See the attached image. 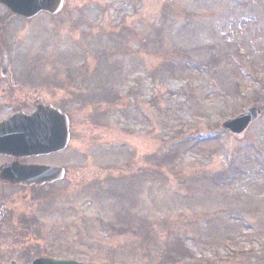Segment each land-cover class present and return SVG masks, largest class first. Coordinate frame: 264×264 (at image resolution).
Here are the masks:
<instances>
[{
    "label": "rangeland",
    "instance_id": "374dc122",
    "mask_svg": "<svg viewBox=\"0 0 264 264\" xmlns=\"http://www.w3.org/2000/svg\"><path fill=\"white\" fill-rule=\"evenodd\" d=\"M66 1L30 21L0 6V122L33 99L70 117L69 149L33 162L67 169L46 216L76 235H2L0 260L264 264V0ZM253 107L243 137L222 129Z\"/></svg>",
    "mask_w": 264,
    "mask_h": 264
},
{
    "label": "water",
    "instance_id": "95a60500",
    "mask_svg": "<svg viewBox=\"0 0 264 264\" xmlns=\"http://www.w3.org/2000/svg\"><path fill=\"white\" fill-rule=\"evenodd\" d=\"M65 0H0L15 18L32 20L42 13L58 16ZM6 71V68H5ZM258 108L246 110L227 120L222 128L242 137L261 117ZM70 141V121L67 115L53 106L37 100L31 115L17 113L0 124V156L13 157L15 162L0 167V181L11 185H43L60 181L65 170L46 166H23L20 159L48 156L67 149ZM34 264H80L73 261L37 260Z\"/></svg>",
    "mask_w": 264,
    "mask_h": 264
},
{
    "label": "flooded vegetation",
    "instance_id": "af4514ba",
    "mask_svg": "<svg viewBox=\"0 0 264 264\" xmlns=\"http://www.w3.org/2000/svg\"><path fill=\"white\" fill-rule=\"evenodd\" d=\"M56 155L58 154L52 156ZM0 160H2L1 164L11 163L13 161L12 158H0ZM21 162L23 164H37L32 159ZM62 183H51L43 186H11L0 183V237L4 235L11 238H21L23 240L30 239L31 244L39 245L41 243L40 241L45 240V237L47 238V236L52 234L67 236L69 235L67 232L75 234V229L64 231L56 228L58 222H52L46 216L47 210L54 206L56 198L62 197L66 193V189L60 188V184ZM45 227L51 229L47 230ZM107 231L112 233L115 230L107 229ZM35 247L41 250L40 246L35 245ZM51 249L55 250L52 247ZM35 253V248L30 246L18 250L16 259H10V251H7L6 255L0 260V263L33 264L38 259L74 260L81 262L80 260H75L73 257L53 256L50 252Z\"/></svg>",
    "mask_w": 264,
    "mask_h": 264
},
{
    "label": "trees",
    "instance_id": "16d2710c",
    "mask_svg": "<svg viewBox=\"0 0 264 264\" xmlns=\"http://www.w3.org/2000/svg\"><path fill=\"white\" fill-rule=\"evenodd\" d=\"M172 64H169V65H167V67H165L164 68V70L162 71L163 73L164 72H166V73H168V71H169V73H171V74H174L175 73V71H176V64L174 63V62H171ZM175 65V66H174ZM167 69V70H166ZM85 71H89V70H85ZM90 76V75H89ZM89 76L86 74V73H82V71H80V73H75V74H70L68 77H69V83L70 84H75V79H77V78H79V77H83V79H86V78H89ZM116 100V99H115ZM117 103V100L115 101V102H113V104H116ZM256 105H259V104H256ZM262 107V106H261ZM229 178H231L230 177V174L228 175V174H224V175H222V176H220L219 178H217V180L218 179H221V181L222 182H226V181H228L229 180ZM225 180V181H224ZM185 255H186V252H184V254L183 253H181V252H174V255H173V253L171 254V252H170V255L168 256V258L170 259V260H173V259H175V258H179V259H181V258H183V257H185Z\"/></svg>",
    "mask_w": 264,
    "mask_h": 264
}]
</instances>
